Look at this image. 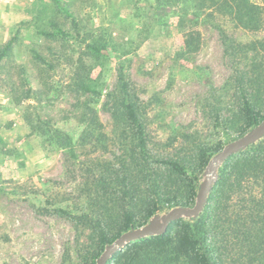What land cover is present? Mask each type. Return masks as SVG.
<instances>
[{
    "label": "rangeland",
    "instance_id": "374dc122",
    "mask_svg": "<svg viewBox=\"0 0 264 264\" xmlns=\"http://www.w3.org/2000/svg\"><path fill=\"white\" fill-rule=\"evenodd\" d=\"M246 97L264 113V0H0V264H98L101 233L117 234L126 212L137 228L194 205L202 150L257 125L245 129ZM249 175L210 231L225 264H244L227 228L256 227L261 209L264 172Z\"/></svg>",
    "mask_w": 264,
    "mask_h": 264
},
{
    "label": "trees",
    "instance_id": "16d2710c",
    "mask_svg": "<svg viewBox=\"0 0 264 264\" xmlns=\"http://www.w3.org/2000/svg\"><path fill=\"white\" fill-rule=\"evenodd\" d=\"M244 14H248L250 18H256L258 14L257 8L254 4L248 6V11L241 13V21L247 24L251 19H243ZM242 111L245 117V129L258 124L264 119V113L258 109L247 97L244 98ZM129 113L132 118L136 114L133 106L129 105ZM144 137H141V145L144 146ZM208 154L207 151L202 150L200 154L199 166L203 167L208 164L211 155L217 153L220 148ZM243 154V155H242ZM240 158L235 159L234 162L221 168L219 179L217 180V194L210 197L207 204V215L203 214L196 222H191L185 218H179L170 223L169 229L162 234L151 235L132 241L126 244L124 250H117L113 258L119 259L128 254L143 253L141 259L138 255L134 264H179L180 258L185 257L191 264H225L220 257V247L217 238V232L214 231L210 235L211 228L218 226V220L224 214L226 208L225 199L228 200L229 194L233 188L243 189L245 182L250 178L249 172L261 168L264 172V143L254 148L253 153L244 154L239 153ZM172 168L182 175H188L185 165L178 161L169 162ZM187 178L189 176H186ZM227 183L229 189H227ZM231 186V188H230ZM200 183L198 180L189 179L186 188L187 204L195 203L199 191ZM177 199L176 195L168 198L170 202ZM253 203L257 209V215H252L255 218V226L245 225L243 222L237 226H229L227 228V235L232 233V238L237 245L241 247V258L244 264H264V215L261 214L264 209V196L262 198L253 197ZM253 207V209H255ZM159 209L158 202L154 201L153 206L148 211V218L152 217ZM209 212L212 214L208 215ZM254 214V213H253ZM132 212L125 213V219L122 227L112 237H108L104 232L101 233L99 245L100 249L95 258L101 256L107 244L112 243L119 237L123 231L132 228L134 218ZM212 217V225L209 227V218ZM232 227V231L229 228ZM223 232V231H222ZM175 234V236H174ZM210 235V236H209ZM111 260L107 264H111ZM226 264H228L226 262Z\"/></svg>",
    "mask_w": 264,
    "mask_h": 264
},
{
    "label": "water",
    "instance_id": "95a60500",
    "mask_svg": "<svg viewBox=\"0 0 264 264\" xmlns=\"http://www.w3.org/2000/svg\"><path fill=\"white\" fill-rule=\"evenodd\" d=\"M264 136V119L258 123L252 130L246 132L237 139L226 144L220 151H218L208 162L205 179L202 181L197 194L196 202L192 206L177 205L171 208L163 215H154L150 222L137 228H131L112 243H109L104 252L98 259V264H107L113 254L124 247L127 243L151 236L162 234L169 229L171 222L190 216H198L207 204L208 195L211 188L217 182L219 177V170L225 161L246 148L248 145L254 143L259 138Z\"/></svg>",
    "mask_w": 264,
    "mask_h": 264
}]
</instances>
